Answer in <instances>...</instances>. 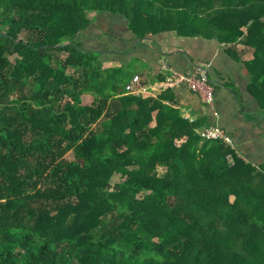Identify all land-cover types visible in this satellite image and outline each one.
Wrapping results in <instances>:
<instances>
[{"label":"trees","instance_id":"trees-1","mask_svg":"<svg viewBox=\"0 0 264 264\" xmlns=\"http://www.w3.org/2000/svg\"><path fill=\"white\" fill-rule=\"evenodd\" d=\"M90 11L244 44L264 100V0H0V264H264V177L129 91L135 65L80 39Z\"/></svg>","mask_w":264,"mask_h":264},{"label":"crops","instance_id":"crops-1","mask_svg":"<svg viewBox=\"0 0 264 264\" xmlns=\"http://www.w3.org/2000/svg\"><path fill=\"white\" fill-rule=\"evenodd\" d=\"M102 16L97 31L84 32L82 41L101 53L106 67L134 64L135 75L142 77L145 85L154 86V96H165L184 118H194L202 134L212 124L224 128L239 157L264 177V100L255 85L258 72L252 64L255 56L251 48L201 35H179L173 30L142 39L131 31L122 14ZM201 64H210L213 106L186 86L160 88V82L174 70L190 72Z\"/></svg>","mask_w":264,"mask_h":264},{"label":"built area","instance_id":"built-area-1","mask_svg":"<svg viewBox=\"0 0 264 264\" xmlns=\"http://www.w3.org/2000/svg\"><path fill=\"white\" fill-rule=\"evenodd\" d=\"M225 44L230 45L228 43ZM209 65L210 64L196 65L194 70L190 72L174 70L160 82V88L165 90L181 85L186 86L196 92L206 105L213 106L215 102V89L208 74ZM135 77L136 78L127 85V89L142 94L145 88L141 85L136 86L139 76ZM189 119L191 121L195 120L192 117H189ZM203 134L207 139H221L235 148L233 138L219 125L212 124L207 126Z\"/></svg>","mask_w":264,"mask_h":264},{"label":"rangeland","instance_id":"rangeland-1","mask_svg":"<svg viewBox=\"0 0 264 264\" xmlns=\"http://www.w3.org/2000/svg\"><path fill=\"white\" fill-rule=\"evenodd\" d=\"M105 14H111V12H108V11H105V12H96V11H90L89 12V15L90 17L92 18V20H94L93 22H91V24L85 29V30H82L81 33H80V39L83 38V33L84 32H89L91 30H94V31H97L96 29L98 28V25H99V22L103 20V16L102 15H105ZM113 14V13H112ZM96 20V21H95ZM20 36L23 37V38H26L27 37V33L22 31L20 33ZM12 59H15V57H13ZM135 76H138V75H135ZM133 77V79H135L136 77ZM138 81L136 83V86L138 85H141L142 87L145 88V90L142 92V95L143 96H153L152 92H155L153 89H154V86H150V84H144L143 83V80H142V77H138ZM132 79V80H133ZM131 80V81H132ZM129 84V83H128ZM127 84V85H128ZM147 88H150L151 89V92H149V90H147ZM69 157L72 158L73 155L72 153L69 154ZM119 181H121V177L119 175H115L112 180H111V186H115V184H117Z\"/></svg>","mask_w":264,"mask_h":264}]
</instances>
